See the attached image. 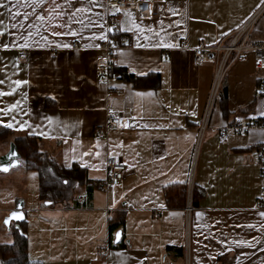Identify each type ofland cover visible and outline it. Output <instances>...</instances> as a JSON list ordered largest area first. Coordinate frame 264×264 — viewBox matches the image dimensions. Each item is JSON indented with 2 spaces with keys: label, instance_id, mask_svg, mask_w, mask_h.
Wrapping results in <instances>:
<instances>
[{
  "label": "crops",
  "instance_id": "0c3cea01",
  "mask_svg": "<svg viewBox=\"0 0 264 264\" xmlns=\"http://www.w3.org/2000/svg\"><path fill=\"white\" fill-rule=\"evenodd\" d=\"M2 2L0 128L38 139L45 165L64 174L58 193L40 190L35 204L14 192L15 199L11 194L0 201L1 220L23 205L29 260L186 264V193L184 201L178 192L187 186L215 74L213 55L196 65L194 49L218 46L264 0H154L156 14L148 19L103 0ZM115 17L118 23L109 30L107 21ZM122 38L123 47L110 58L118 78L100 85L97 63L106 54L101 45ZM250 39L264 42V16ZM24 49L27 59L20 58ZM262 78L264 70L249 53L229 69L213 108L195 175L190 264H264V209L257 208L264 132L229 131L226 141L220 136L224 128L263 119ZM109 112L131 126L97 139ZM9 143L0 147L8 144L9 151ZM109 158L127 167L113 208L102 186ZM12 170L0 172L3 189L18 182ZM120 218L123 225L111 231ZM22 224L5 225L0 248L14 243L12 230ZM118 230L123 237L115 243Z\"/></svg>",
  "mask_w": 264,
  "mask_h": 264
},
{
  "label": "built area",
  "instance_id": "2783aa9c",
  "mask_svg": "<svg viewBox=\"0 0 264 264\" xmlns=\"http://www.w3.org/2000/svg\"><path fill=\"white\" fill-rule=\"evenodd\" d=\"M106 6L116 5L120 10L132 9L135 13L143 19H148L156 14V8L154 0H103ZM264 16V5L255 13L253 17L247 21V23L225 38L216 47H204L201 46L194 49V63L196 65H201L205 62L207 54L211 53L215 60V74L212 85V90L208 100V104L205 110L204 117L199 127L198 137L195 143L189 178L186 186V204H185V259L186 264H190L191 257V237H192V222L193 215L195 211L194 199H195V175L197 170V164L199 159V154L201 146L205 137L206 132L210 127L211 115L215 103L220 95L225 77L229 69L238 61H243L246 59L249 53H252L255 58V67L259 70H264V42H252L251 32L256 22ZM118 23V18L108 19L107 25L109 30H113L114 26ZM125 38L121 41L106 40L101 45V50L106 52L105 56L101 57L97 63V71L100 74L98 83L100 85H106L110 82L116 81L118 78V73L113 70L110 66V58L124 45ZM74 48H78V44L73 45ZM185 48H188L185 46ZM58 51H53L56 54ZM21 59L28 58L27 50H22L20 53ZM259 93L264 98V78L260 80L259 83ZM131 126V121L122 117L118 113L109 112L106 120V125L104 129L98 131L96 138L104 139L106 133L113 129H128ZM245 130H261L264 132V117L258 123L250 125L246 128L240 125H232L230 127L224 128L220 131L221 138L226 141L229 138V131L241 132ZM213 132H217L218 129H212ZM258 161L261 167L262 178L264 182V141L260 143L258 147ZM108 178L102 185L110 195L111 208L116 207L118 204L117 198V188L119 187L121 181L125 178L127 172L126 165L119 158H109L107 161ZM258 209H264V187L263 196L257 203ZM105 253L104 250L99 252L100 255Z\"/></svg>",
  "mask_w": 264,
  "mask_h": 264
},
{
  "label": "trees",
  "instance_id": "16d2710c",
  "mask_svg": "<svg viewBox=\"0 0 264 264\" xmlns=\"http://www.w3.org/2000/svg\"><path fill=\"white\" fill-rule=\"evenodd\" d=\"M8 140H10L9 144L14 143L16 145L18 152L21 155V163L24 162V167L27 170H35L39 172L44 195H47L49 187H52V190L57 194L58 186L64 184V174L59 168L53 166L48 167L45 165L44 153L42 152L40 141L30 136L16 135L15 132L9 129L0 128V144H5ZM51 171L55 172L52 173ZM54 174L59 177L58 184L53 181L52 186L47 185L45 179L47 176H51L54 179ZM69 186L70 184L67 185V188ZM178 193H180L185 201L186 186L182 187ZM196 197L195 193V202ZM123 223V218H120V221L111 226V231L123 225ZM25 225L26 224H22L19 228H14L12 230V234L15 237V241L12 245L0 248L5 264H41L29 260L28 242L24 234Z\"/></svg>",
  "mask_w": 264,
  "mask_h": 264
},
{
  "label": "rangeland",
  "instance_id": "374dc122",
  "mask_svg": "<svg viewBox=\"0 0 264 264\" xmlns=\"http://www.w3.org/2000/svg\"><path fill=\"white\" fill-rule=\"evenodd\" d=\"M0 151L2 153L8 151V144L0 147ZM23 164L24 162H22V166L18 167L17 170L15 169L12 170L13 172L10 175V176L13 175L12 177H16L18 179V182H12L7 185L3 184V187H7V188L11 187L9 191H7V188L3 189L0 186V201L7 202L9 198L11 200V194H12V198L15 199L14 193H17V195H20V194L23 195L22 197L25 200H27L26 198L29 196L30 205L35 204L36 202L39 201V195H40L39 192L40 190H43V187L41 186V183H40V179H41L40 174L38 171H35V170H27ZM51 172L54 173L55 171H51ZM58 180H59V177L54 174V179L51 176H47V178L45 179V182L47 185L52 186V182L55 181L58 184ZM50 188L51 187H49L48 189ZM47 193H48V190H47ZM5 225H7L6 218H4L3 220H1L0 218V237H3L1 236V234L4 232L5 228H7Z\"/></svg>",
  "mask_w": 264,
  "mask_h": 264
},
{
  "label": "water",
  "instance_id": "95a60500",
  "mask_svg": "<svg viewBox=\"0 0 264 264\" xmlns=\"http://www.w3.org/2000/svg\"><path fill=\"white\" fill-rule=\"evenodd\" d=\"M21 165V155L14 143L9 146V151L0 157V172L8 173L12 169L19 167ZM7 170H4V169ZM11 222L22 224L25 222V213L23 211V205L18 204L16 209L12 211L6 218V224L9 226ZM16 228H19L17 225ZM123 237V231L118 230L115 234V243H118Z\"/></svg>",
  "mask_w": 264,
  "mask_h": 264
},
{
  "label": "snow or ice",
  "instance_id": "6c2138e0",
  "mask_svg": "<svg viewBox=\"0 0 264 264\" xmlns=\"http://www.w3.org/2000/svg\"><path fill=\"white\" fill-rule=\"evenodd\" d=\"M35 2H37V0H33V3H35ZM3 7H5V5L3 4L2 0H0V8H3ZM16 15H20V13H16ZM40 19L43 20L44 17L41 16ZM0 34H2V33H0ZM26 46H27V45H25V47H26ZM4 170H7V169L5 168Z\"/></svg>",
  "mask_w": 264,
  "mask_h": 264
}]
</instances>
